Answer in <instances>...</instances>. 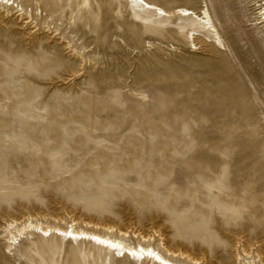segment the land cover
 Returning a JSON list of instances; mask_svg holds the SVG:
<instances>
[{
    "label": "rangeland",
    "instance_id": "374dc122",
    "mask_svg": "<svg viewBox=\"0 0 264 264\" xmlns=\"http://www.w3.org/2000/svg\"><path fill=\"white\" fill-rule=\"evenodd\" d=\"M153 1L206 5L224 47L131 0L0 3V264H154L33 230L7 249L13 220L264 262V0Z\"/></svg>",
    "mask_w": 264,
    "mask_h": 264
},
{
    "label": "bare ground",
    "instance_id": "6f19581e",
    "mask_svg": "<svg viewBox=\"0 0 264 264\" xmlns=\"http://www.w3.org/2000/svg\"><path fill=\"white\" fill-rule=\"evenodd\" d=\"M131 1L146 11L154 12L156 15L169 17L174 13L177 14L180 18L190 17L194 20L195 23L199 25L200 28H202L207 32V34L210 35L209 37L212 38V41L214 43L217 42L218 45L224 47L223 40L221 39V36L213 23L212 17L206 5L201 8L199 13H197L187 7H177L173 11H166L161 6L156 4L153 0ZM0 3L1 6L2 4H4L5 6L9 7L10 5H13L14 0H0ZM259 5L260 4L258 3V6ZM16 7H18V5H16ZM262 9H264V7L260 8V11ZM14 12L20 15H27L30 14V12L32 13L31 10L26 9L21 5L16 10H14ZM34 14L37 13H35L34 11ZM262 14H264V12ZM24 23H27V20ZM258 23H262L264 26V20L258 21ZM194 35L195 32L193 30H190L189 38L192 39V42H194ZM74 225L75 224L73 221L67 223L65 227L49 225L43 226L41 223H32L30 221H27L24 224H17V222L14 220L11 222H7L4 227V231L8 233L7 249L12 248V244L16 240L19 241L21 238H23L24 234L27 231L33 230L41 237H51L52 235H56L67 238V240L70 241L87 240L94 246L112 251L113 255L118 258H127L128 260L131 259L133 261L151 260V262H153L154 264H201L199 259L188 254L186 255L185 253L180 251L168 249L164 245H162L161 247V252L160 249L154 247V245L152 244V235H134L136 236L135 242L127 243L126 237L129 234L122 230H118L117 234H112L113 231H116L112 226H103L104 230H106L105 233L103 231L101 232L92 229L75 228ZM107 232L111 233L112 235H109ZM244 255L247 256V253L244 252ZM240 259V256L236 255V260ZM236 264H264V262H261L260 259L255 260L254 258H251V260L242 263L237 262Z\"/></svg>",
    "mask_w": 264,
    "mask_h": 264
}]
</instances>
